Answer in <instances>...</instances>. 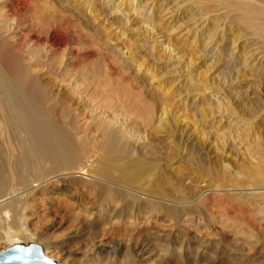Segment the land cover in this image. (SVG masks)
Returning a JSON list of instances; mask_svg holds the SVG:
<instances>
[{"label": "bare ground", "instance_id": "obj_1", "mask_svg": "<svg viewBox=\"0 0 264 264\" xmlns=\"http://www.w3.org/2000/svg\"><path fill=\"white\" fill-rule=\"evenodd\" d=\"M115 1L0 0V241H10L13 246L33 233L49 257L59 253L79 264H117V256L124 250L121 259L126 264H146L139 259L143 250L136 248L139 239L131 244L130 236V242L123 245L110 238L106 241V237L114 231L113 224L120 223L129 234L141 225L150 232L151 226L166 217L180 230L219 225L220 237L225 229L234 242L248 244V249L257 253L253 243L257 244L259 236L264 240L263 77L257 76L255 85L261 101L259 111L254 107L258 112L255 118L248 116L249 107L244 116L250 119L231 118L233 103L217 96L215 90L209 93L206 99L212 98L216 110L208 101L205 104L209 107L204 105V109L209 116H219L218 123L223 125L214 127L220 133L212 135V145L207 146L212 129L208 130L210 135L206 130L196 131L199 128L190 124L192 116L187 119V111L180 113L176 110L179 105L171 108L170 89L157 80L154 67L140 62L143 57L135 54L139 48L127 23L136 15L140 24L137 34L144 33L141 37L148 40L159 30L154 8L142 0H120L125 4L120 8V1ZM210 2L218 10L233 12L231 18L238 27L245 25L250 35H258L259 42L250 46H263L264 0ZM101 5L109 9L107 15ZM118 13L123 15L125 26H114L105 17ZM261 47L242 52L244 57L235 58L234 64L246 68L245 61L253 57L251 67L263 74L264 70H256L257 65L264 66ZM257 49H261V56H256ZM234 50L237 48L230 49ZM159 51L162 58H175L187 68L197 59L192 54L184 59L182 51L167 39ZM87 57L93 61L83 64ZM234 71V78L246 74ZM114 75H120L119 81L135 90L115 85ZM141 89L146 94L152 90L144 94L151 97L150 103L143 102ZM177 92L172 94L174 100ZM203 115L198 119H204ZM251 119L260 120V124ZM228 141L242 149V160L226 153ZM213 145L216 150L212 152ZM175 162L177 166H173ZM36 208L43 213L37 215ZM48 215L55 224H59L57 219L68 217L76 233L90 229L84 238L90 243L89 257L81 260L62 245H54L45 230L31 231L32 218ZM100 225L106 227L100 229ZM194 235L200 237L197 232ZM186 242L185 248L163 245L167 259L162 264H168L172 257L179 264H189L191 258L203 261L211 247V241L202 236ZM238 259L231 261L239 264Z\"/></svg>", "mask_w": 264, "mask_h": 264}, {"label": "rangeland", "instance_id": "obj_2", "mask_svg": "<svg viewBox=\"0 0 264 264\" xmlns=\"http://www.w3.org/2000/svg\"><path fill=\"white\" fill-rule=\"evenodd\" d=\"M118 1H120V0H116L115 3H118ZM142 1H143L142 4L147 3L149 6L151 5L154 8V10H152V12H153V14H155L157 21L160 20L158 22L159 23L158 28L160 31L157 29L155 35L154 34L150 35V37H148V40H144L141 37V36H143L144 33H141V36L137 34L139 31L136 29H138L140 24L138 22H136V18H135L136 15L133 18L131 17V22L127 23V26L132 30L130 32H132V35H134L133 39L136 42V46L138 45L137 47L139 48L138 52H137V49H135V51L137 52V53L135 52V54L138 55L139 57L141 55L140 58H142V57L144 58V59L143 58L139 59V57H137L140 60V62H142L141 60H143V63H145V65L151 66V68L154 67L152 70L155 71L156 77H158L157 80L158 81L162 80L161 81L162 84L166 85L170 89L169 90L170 95H168V97H170L172 100H168L170 103L169 102H166V103H169L171 108L173 105H175V106H173V107H175V109L180 106L179 107L180 109H176V110H179V112L182 114H184V112L186 114V111H187L186 118L187 119L190 118L189 115L192 116L191 118H194V119H191V118L188 119L190 124H194V126L197 129L198 128L200 129V130L198 129L196 131H205L206 130L205 132H207L208 130H210V132H211V129H212V134L208 131L209 135L211 134V136L209 137L210 139L207 141V143L211 141L210 142L211 144L209 143L207 146L212 145V140H211L212 135H214L215 133L218 132V129L216 130V128H218V127L221 128V126L223 125V122L222 123L219 122L220 124L218 123L219 116H217V115H215V117L213 115L209 116V115H207L206 109H204L205 107H209V106H206L207 104H205L207 101H208V104L210 105L211 108L215 107V104H213L214 101L212 100V98H211V100L206 99L207 97H209L210 92H213L214 90L217 91L218 92L217 96L225 97L226 101L228 100V102L230 101L229 103L231 105H232V103H233V105H235V108L233 105H232V107H233V109H235V110L237 109L238 111L236 110V112H235V110L232 109V111L234 113H232V111H231V113H232L231 118H236V117L238 118L240 116H243L244 118H246L247 117V109H248L247 107H249L248 116L250 118L254 117L256 115V113H258L257 111L260 110L259 105H261V101L257 97L258 94H257L256 89H255V85L257 84V76H262L263 77L262 81H264V73L263 74L260 73V75H258L255 72L254 68L251 67L253 57H251L252 59L250 58L247 61H245L247 64L246 68L243 66H240V64L235 65L234 60H235V58H238V56L243 58L244 56L242 54L245 53V51L247 52V51L252 50L255 47L257 48L258 45L261 47L260 44H255L254 45L255 47L250 46L254 43L259 42L258 41L259 38L257 37L258 35L256 36L253 33H251V35H250L251 31H248V29H246L247 27L245 28V25L240 26L242 29L240 27H238L237 23L236 22L234 23V21H232V18H231L233 12L232 13H229V11L224 12V10L220 9V7L218 10V8L215 6V4L213 2H210V0H142ZM119 4L121 6L120 8H123L125 6V4H122V1H120ZM101 7H104V8H102V10L104 9L103 11H105V15H107L108 14L107 11L109 9H107V7L104 5L103 6L101 5ZM179 7H180V9H179ZM105 8H106V10H105ZM124 11H125V8H124ZM217 12L220 15L217 14ZM118 14L117 15H115V14L108 15L105 17H107L108 21L113 23L114 26H125V23H124L125 20L123 18V15H120V13H118ZM157 17L159 18V20ZM216 19L217 20L219 19V21H217ZM222 20H223V22H222ZM219 24H221V25L219 26ZM137 25H139V26H137ZM198 25H200V26H198ZM234 26H235V28H234ZM215 27H216V30H215ZM222 27H224V28H222ZM237 28L241 29L240 32ZM229 31H232V32H229ZM247 31H248V33H247ZM213 35H215V37H212ZM242 35H243V37H242ZM206 36H208V37H206ZM246 36H249V37H246ZM154 38L157 40V42L154 40ZM233 38H235L236 40L235 39L233 40ZM247 38H249L250 40ZM166 39L168 40V42L170 44L177 47V49H179V51H182L181 54L184 55V59L185 58L187 59V57L191 54L193 55V57H196L197 59H195L193 64L187 68L183 64L180 65V63L176 62V60H174L175 58H168L167 56L166 57L164 56L165 58H162L163 55L159 51V45L162 43V41H166ZM209 39H210V41H208ZM232 40L236 46L234 44L232 45V43H231ZM244 40H245V42H244ZM154 42H155V44H154ZM217 42H218V44H217ZM150 45H152L151 46L152 48L150 47ZM226 45L227 46L229 45L228 48ZM262 45L263 46L261 47V49H264V44H262ZM141 46H143V47H141ZM213 46H217V48H214ZM229 47H230V49L233 47L237 48V50L236 51L235 50L230 51ZM150 48L153 51L150 50ZM214 49H216V50H214ZM247 49H249V50H247ZM261 49H257L258 50L256 53L257 57L261 56L263 54L262 52H264V51L261 52ZM227 50H229V51H227ZM156 52L160 55L158 56ZM220 52H221V54H219ZM153 56L157 57V58L159 57L158 60H154ZM216 56L219 57V59ZM150 57H151V59L153 57V59L151 60ZM254 57H255V55H254ZM160 58H162V59L160 60ZM216 59H218V60H216ZM92 61L93 60L90 57L82 59L83 64L84 63L89 64ZM237 61H238V59H237ZM213 62H215V63L212 64ZM212 66H214V67L212 68ZM238 66L241 68H239ZM209 67H211V68H209ZM228 67H230L231 69L230 68L228 69ZM186 68L188 69V71ZM257 68L258 69H256V70H264V66L260 67L259 65H257ZM232 69H233V71H232ZM236 69L237 70L239 69L240 73H246V74L245 75L240 74L239 76H235V78L231 77V76H234L235 75L234 73L237 72V71L236 72L234 71ZM242 70L245 72H243ZM188 72L190 74H188ZM191 72H192L193 76L191 75ZM231 72H233V73L231 74ZM186 73H187V76H186ZM160 75L161 76L163 75L162 78ZM115 76L118 79H116ZM117 76L118 75L113 76V81L116 82V83H114L115 85L119 86L120 88L124 87L128 90L130 88V91L132 90V92L135 90L134 88L130 87V85H126L125 82H123V83L120 82L119 78H121V76L120 75L118 77ZM189 77H190V79H189ZM159 79H161V80H159ZM117 82L119 84H117ZM254 82H256V83H254ZM204 84L208 85L209 87H207L206 85L204 86ZM195 86L198 88L196 89ZM172 87H173V89H172ZM197 90L199 91V93L197 92ZM141 91L143 92L142 97L144 96L145 98L146 97L148 98L146 100L143 97V100H144L143 102H145L146 104L150 103L151 97H148L146 95H149V93L151 94L152 90L147 92L148 94L144 93L143 89H141ZM219 91L221 93H219ZM222 91L223 92L225 91L224 92L225 94ZM176 92L178 95L175 96L176 97V99H175L176 101H175L174 98H172V96ZM222 93H223V95H226V96H223ZM228 93H230V94L228 95ZM144 94H146V95H144ZM181 97L184 99H182ZM146 101H148V102H146ZM255 102H257V103H255ZM171 103H173V104H171ZM201 104H203V106ZM169 105H166V106L169 107ZM199 105H201L200 108L202 109V111L200 108H198V110H197V107H199ZM204 105H205V107H204ZM237 106L240 109L236 108ZM254 107L257 109V111ZM250 108H253L255 110L250 109ZM203 109H204V112H203ZM244 109L246 112L242 111ZM194 110H195V112H193ZM251 110H253L255 112V114ZM189 111L192 113L190 114ZM200 112H202V113H200ZM243 112H245V113H243ZM251 113H253L252 116L250 115ZM202 114H205V115H203L205 117H204V119L202 117V120H199L198 117H199V115L202 116ZM233 114L234 115L239 114V115L234 116ZM244 114H246L245 115L246 117L244 116ZM259 114H260V112H259ZM232 116H234V117H232ZM213 117H214V119H213ZM248 118H246V119H248ZM197 120H198V122H197ZM216 120H217V122H216ZM200 121H202L203 123ZM252 121L256 122L257 125L260 124V120H258V119L257 120L253 119ZM207 125H209V126H207ZM260 125L262 126L261 129L262 128L264 129V127H263L264 125L263 124H260ZM204 126H206L207 128ZM215 126H216V128H214ZM201 127H203V128H201ZM218 133H220V131ZM225 149H226L225 150L226 153H229V155H231L232 158H236L238 160H242L244 158V153H242V149L237 147V145H235L233 142L228 141ZM213 150H216L214 145L212 148V152H213ZM174 160H176V159L175 158L172 159V162H174ZM173 166H177V163L175 162ZM36 209L37 210L35 213H37V215H39L40 213H43V211L39 210V208H36ZM233 215H235V214H232L231 216L233 217ZM68 220H69L68 217H67V219L63 218V220L57 219L55 222H59V224L58 223L55 224L54 221H52V219H50V215H48V216H43V217H39V218L37 216L35 218H32L29 222H30V226H32L31 231L36 230L39 232V231L45 230L47 232V235L50 237V241L52 243H54V245H56V246L62 245L65 249H67V251L72 253L74 257L79 258V259L81 258V260L82 259L84 260L86 257H89V254H87V253H89V251H90L89 250L90 249V243L88 244L87 239H84V238H86V236L88 234L87 231L89 232L90 229L84 228V229H81L80 232L76 233L74 231V224L70 223V220L68 223ZM163 220H164V222L150 227L151 233L149 231H147V227L145 225H141L139 228L136 227V228L132 229V231L130 232L131 235L129 234L128 230H125L123 228V225H121L120 223L116 224V225L113 224L112 227H113L114 231L111 232V230H110L108 236L106 237V241L108 240L107 238H110V239H113L114 242L122 243L124 245L127 243L126 240L128 241L130 238L132 239V237H133V239H132L131 244H134L135 241L137 239H139L138 241H136L138 244L136 248L137 249H138V247L143 248L142 253L138 254L140 256L139 259L146 261L147 262L146 264H148V263L162 264V262L167 259L166 252L164 251L165 246H163V245H169L170 247L172 246L174 248H178L179 246L185 248V245L187 243L186 241H188V240L192 241L193 239L195 241H197V239H199L202 236V237L209 239L211 241V247H209V250L205 254V258L203 259V261L194 260L193 258H191V260H189V264H236L237 262L236 263H234V261L232 262L231 258H240L241 260L238 259V260H240V263L238 262L239 264H264V240L260 236L256 240L257 244L253 243L255 249L258 250V252L254 254V251L252 252L250 249H248L250 247V246H248V244H243L241 241L234 242L231 239L232 237H231L230 233L228 231L225 232V229L223 231L224 234L222 235V237H220L222 234V231H221V228L219 225L210 224V226H207L205 228H200V229H198L196 227L195 228L183 227V229L180 230L177 227L175 228L172 225V223H170L171 221L168 218L163 217ZM98 227L100 229H103L106 226L100 225ZM154 230H155V232H154ZM121 231H122V233L119 236ZM196 232H197V234L198 233L200 234V237H198V238L195 237L194 234ZM123 233L125 234V236ZM126 233L129 235H127ZM156 233H157V235H156ZM126 236H127V238H126ZM130 236H132V237H130ZM3 241H5V242H3ZM3 241H0V250L11 246L10 241H7V240H3ZM19 241H20L19 244H25V245H27L29 243H38L43 248L44 254L46 256L49 255V254H47L48 251L45 249L44 244L33 233L26 236V237L20 238ZM84 241L86 243H84ZM128 242H130V241H128ZM142 245H143V247H142ZM241 248H244V249L240 253V252H238V250ZM56 251L55 250L52 252L50 251V253L54 254ZM230 251L235 252V253H233L234 256H229ZM159 254H160V257L158 258ZM54 255H55L54 257H49V256H47V257L56 260L60 264H79V263L73 261L72 258H66L65 256L60 255L59 253H55ZM118 255H119V256H117L118 260L116 259V261H117L116 263L117 264L125 263L126 261H124V260L122 261V259H124V257H123L124 256V250L120 251ZM242 255H244V257H238V256H242ZM121 257H123V258L121 259ZM246 258H248L247 261L244 260ZM251 258L254 260L250 261ZM126 260H128V259H126ZM120 261H122V262H120ZM127 264H128V262H127ZM168 264H179V263L174 259V257H172V258L168 259Z\"/></svg>", "mask_w": 264, "mask_h": 264}, {"label": "water", "instance_id": "obj_3", "mask_svg": "<svg viewBox=\"0 0 264 264\" xmlns=\"http://www.w3.org/2000/svg\"><path fill=\"white\" fill-rule=\"evenodd\" d=\"M0 264H60L47 257L38 243L16 244L0 250Z\"/></svg>", "mask_w": 264, "mask_h": 264}]
</instances>
